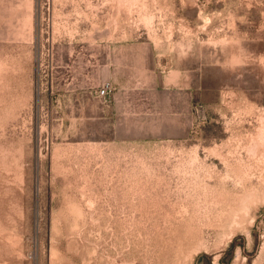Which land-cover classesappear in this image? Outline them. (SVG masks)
<instances>
[{
    "label": "rangeland",
    "instance_id": "rangeland-1",
    "mask_svg": "<svg viewBox=\"0 0 264 264\" xmlns=\"http://www.w3.org/2000/svg\"><path fill=\"white\" fill-rule=\"evenodd\" d=\"M0 264H264V0H0Z\"/></svg>",
    "mask_w": 264,
    "mask_h": 264
},
{
    "label": "built area",
    "instance_id": "built-area-1",
    "mask_svg": "<svg viewBox=\"0 0 264 264\" xmlns=\"http://www.w3.org/2000/svg\"><path fill=\"white\" fill-rule=\"evenodd\" d=\"M109 89H110L109 85H105V86L101 87L100 92H101V94L105 95L108 93Z\"/></svg>",
    "mask_w": 264,
    "mask_h": 264
}]
</instances>
